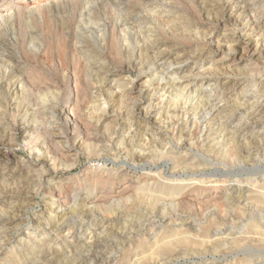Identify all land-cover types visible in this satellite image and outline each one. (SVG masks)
Masks as SVG:
<instances>
[{"label":"rangeland","instance_id":"rangeland-1","mask_svg":"<svg viewBox=\"0 0 264 264\" xmlns=\"http://www.w3.org/2000/svg\"><path fill=\"white\" fill-rule=\"evenodd\" d=\"M58 1L0 0V14L11 16L15 11L16 19L22 15L24 20L22 32L20 28L17 32L7 28L4 36L0 34V42L13 39L12 52L16 57L7 62L12 67L0 63V79L13 71L12 68H17L18 77L25 83L23 97L15 103H12L13 94L6 96L5 88H0V222H3L0 223V264H49L54 254L55 264H93L95 258L102 264H143L157 245L174 235L183 232L198 235L203 231L206 235L200 238V245L193 249H178L172 257H159L151 264H264V201L258 204L246 201L255 193L264 196V108L257 117L253 115L255 107L264 105V56L236 60L223 49L189 59L190 64H196L197 72L212 70L211 73L209 69L207 71L210 83L201 87L200 83L190 85L184 99H178L175 104L172 93L160 96L162 93L154 94L153 88L146 85L153 83L154 74L139 73L134 69L120 76L122 68L111 62L114 56L110 55L108 61L114 70L108 74L110 80L104 91H99L100 85L92 84L85 75L89 68L95 71L94 78L105 77L100 69L105 68L106 63L102 65L104 60L84 61V73L79 76L84 112L93 106L98 108L112 88L116 87V92L121 93L124 89L117 91V85L123 81H132L137 86L133 94L137 102L116 97L117 105L110 110L114 112L104 122L98 123L86 115L69 125L66 116L60 115L56 107L69 99L68 81L77 66L69 51L74 42L65 43L59 24L45 27L34 22L40 16L37 9ZM182 1L184 5L168 0L150 4L142 30L150 56L171 48L172 58L185 61L197 55L199 48L195 46L201 41L213 44L215 51L216 42L231 37L240 47H246L249 38L239 29L231 31L236 25L231 22L226 0H204L203 5ZM255 4L264 10V0H256ZM16 7L21 8L20 14ZM161 13L170 16L155 22L153 18H160ZM55 17L60 19L62 14L56 13ZM185 18L199 25L188 27L187 36L180 29L185 27L182 21ZM0 20L3 21L1 17ZM218 20L223 22L222 27L217 26ZM128 40L127 45L133 48L132 38ZM164 41H168L167 46L159 49L158 44ZM35 45H41L39 56L33 55ZM64 49L67 54H58ZM132 54L135 66H140L139 61L150 67L151 60L146 55ZM165 56L166 53L160 59ZM221 58L223 60L219 62ZM257 63L261 66L255 70ZM177 69V66L168 68L165 64L158 71L172 74ZM187 84V80H183L176 81L175 85L181 91ZM145 85L149 91L142 95L139 90ZM153 95H156L154 105L162 103L158 108L163 110L156 118L158 122L164 121V128L163 131L155 128L151 139L144 134L146 123H142L140 114L148 108ZM199 101L204 104L202 108L198 106ZM38 104H43L42 107L48 108L53 116L34 117L31 112L27 116L16 114L18 105L24 112L35 106L41 108ZM175 111L180 116L186 111L194 116L207 115L209 131L207 128V134L201 138L200 132L193 128V135L186 133L185 141H178L173 137ZM17 124L30 128L26 132H16ZM54 127H57L56 131ZM128 128L132 129V135H128ZM53 131L56 136L50 137ZM133 137L135 146L131 144L130 147L127 143ZM67 138L70 145L64 143ZM63 147L71 152H63ZM143 147L145 150L152 147L164 157L171 156L159 162L152 158L132 161L128 151L140 153ZM172 156L184 160L175 161L177 164L172 161ZM42 160L48 165L40 164ZM193 170L200 175L195 176ZM231 173L233 175L229 176ZM250 173L255 174L247 181L246 174ZM194 180L201 181L197 186L206 190L197 192ZM216 181H226V195L240 199L238 210L237 207L227 209L206 198L224 199V195L211 189L212 182ZM129 183L132 187L123 194L110 193L112 187L118 190ZM171 188L186 196L171 197L161 193ZM102 191L109 192L107 195L111 197L95 203L94 198ZM141 194L147 195L145 200L138 199ZM150 196L161 200L158 202ZM234 239L242 241L234 244ZM99 241L103 245L111 243L113 249H108L111 252L103 245L97 248ZM218 242L222 244L215 250L214 245ZM126 253L130 254L127 259ZM102 254L107 255L100 259Z\"/></svg>","mask_w":264,"mask_h":264},{"label":"bare ground","instance_id":"bare-ground-1","mask_svg":"<svg viewBox=\"0 0 264 264\" xmlns=\"http://www.w3.org/2000/svg\"><path fill=\"white\" fill-rule=\"evenodd\" d=\"M18 1L28 2L29 0H18ZM32 1H36V0H32ZM153 1H155L156 3H159V0H60L55 4L50 3L44 7H40L39 9H37V12L39 13L40 16L36 17V19H34V22L36 24L41 25V26H45V27H46V25L50 27L52 25L59 24L58 28H59L60 33L62 35H64L65 43L67 44L70 42H74L73 47L70 50L68 48V50L72 54V59H73L74 63L76 62L75 66L77 65L76 68L74 67L75 68V72L73 74L74 76L69 77V81H68L69 82V99L65 102L58 103V105L56 107L58 109L57 111H59L60 115L66 116V122L69 125L74 124L78 118L86 117V115H88V117L90 119L91 118L96 119V122H98V123L104 122V120H106L114 112V111L111 112L110 110H111V108H113L114 106L117 105L116 104L117 103L116 97H119V99L126 98L128 100H131L132 102L137 100L135 97H133V94L137 91L136 90L137 86L135 84H133L132 81H126V82L123 81L122 83L120 82L119 85H117V91H120V89H124L121 91V93L116 92V87H115V89L112 88L108 93L107 99L102 101V103L100 102V105L98 106V108H97V106H95V107L93 106V108L89 109L88 112H84V108L82 107V102L80 100V90H79V79H80L79 76L82 73H84L83 72L84 68H82V66H85L83 64L84 61L95 62V61L100 60L102 62L104 60L102 62V65H103V63L104 64L106 63L105 64L106 66H104L105 68L100 69L101 71L103 70L102 72H104L106 74V76L102 77L100 79L98 77H96V78L93 77V75L95 73L94 70L86 68L88 70V72L85 71V72H87L85 76H87L89 78L88 79L89 82H91L92 84L98 83L97 85H100L99 91H104V89L107 85V82L110 80L108 74L113 72V70H114L113 64H116L122 68L121 72L119 73L120 76H124L125 74L131 72L134 69L135 70L138 69L139 73L154 74L153 75L154 78L152 81L153 83L152 84H146V85H149L150 86L149 88H153L154 94L155 93H158V94L162 93V94H160V96H166V95H170L172 93V96H171L172 102H174V104H175V102H177L178 99H182V98L184 99V96H185L184 94L189 89L190 85H192L194 83H200L199 87H201L202 85L205 86V85H208L210 83V79H209L208 75H210L211 69L208 68L210 73L207 72L208 69H206V72L205 71L203 72L202 70H201L202 72H200V71L197 72L196 71L197 70L196 64H194V65L190 64L189 59H191L193 57H205L206 55H209V54L211 55L214 52L218 53V52L222 51L223 49H226L228 51V54L233 55V57L236 60L237 59L242 60L244 58H251L252 59L254 56H260V57L264 56V10H263V8L260 10V7L257 4H255L256 0H226V6H227V9L230 13L231 22L236 25V29L234 28V30L232 29L231 31L236 32L239 29L243 35H245L246 37L249 38V40H248L249 42L246 45V47H240L238 45L237 40L231 39L232 38L231 37V38H226V39L224 38L223 39L224 41L221 40V41H218V43L215 41L217 47L215 48V51H213V49H212V48H214L213 44L211 45V44H209V42L206 43V41L202 39L203 41H201L199 46L198 45L195 46V48H199V50L197 51V55L196 56L193 55L189 58H186L185 61H183L184 59L180 60L179 58H172L170 56L172 54L171 48H168V49L164 48L157 55L150 56L149 53L147 52V47L145 45L146 40L144 38V35L142 34V30H143V26L146 24L144 22L145 20H143V18L145 19L144 15L147 13L148 9L150 8V4ZM168 1H170L173 4H179V5L185 4L182 0H168ZM188 1L190 3H194V2L202 3L201 5H203V3H204V0H188ZM226 6H224V7H226ZM203 7H204V10H206V6H203ZM16 9H17L16 11L18 14H20V12H22L20 7H16ZM258 9L260 11L257 12L256 10H258ZM12 10L13 9H11V11ZM4 12H6V11H4ZM56 13L62 14V17L60 19H56V17H55ZM0 15H1L0 16L1 19L3 20V21L0 20V34L2 36L5 35L4 31H8L7 28L9 29V31L11 30V31H15V32H17V29H19V28H20V32H22L24 30V27L22 24L24 20H23L22 15L17 17V19L15 16V11H14L13 15H11L12 17L9 15H3V14H0ZM8 16H9V18L11 17V19H9ZM169 16H170L169 14L161 13L160 18L156 19V17H154L153 19L155 22H158V20L161 19V17H164L165 19H167V18H169ZM182 21L185 22V27L184 28L182 27L180 29H181V31H183L185 33L186 36L189 35V34H187L188 33L187 28L188 27H199V25H197L196 23L194 24L192 21H189L187 18L183 19ZM222 23L223 22L218 20L217 26L220 27ZM146 29L147 28L145 27V30ZM164 31L166 33L169 32L168 29H165ZM129 37L132 38L133 48H131L130 46L127 45V42L129 41L128 40ZM92 39L94 41H92ZM4 40L0 42V63L2 65L11 66L7 62L13 61L16 58L12 52V48L15 45V43L13 42V39L10 41H8V39L5 41ZM103 42L105 43L104 46L102 45ZM167 42L168 41H164L163 43L158 44L159 49L167 46L166 45ZM26 43H27V41L25 40V44ZM32 49H33L32 50L33 55L39 56V53L41 51V45H39V46L35 45V46H33ZM105 50H107V51H105ZM210 51H212V52H210ZM134 52H136V53L139 52V54L141 56L146 55L147 59L150 58V60H151V61H149V62H151L150 67H145L139 61H138V63L140 66H138V64H137V66H135L134 63H132V56H131V54L132 53L134 54ZM41 53H42V51H41ZM59 53H61L63 55L67 54L65 49H64V51L61 50V52H58V54ZM165 53H166V56L164 58L160 59L161 55H163ZM109 55H110V57L114 56L113 60H112V58H109L112 60V61L111 60L110 61L113 64H111L108 61ZM167 56H170V57L167 58ZM238 56H239V58H238ZM222 60H223V58H221L219 60V62H221ZM60 62H62V61L60 60ZM101 62H97V63H101ZM159 62H160V65L158 64ZM128 63H129V65H128ZM165 64L168 65V68H170L172 66H177L178 69L175 70L172 74H166V72L163 73L162 72L163 70L158 71V69H161L162 67H164ZM260 66L261 65L259 63H257L255 70H258L260 68ZM81 68H82V70L80 71ZM12 69H13V71L9 72L4 78L0 79V88L1 89H3V87L5 88L4 93H6V96L13 94L12 95L13 96L12 103L13 102L15 103L17 99H19V98L21 99L23 97V93H24L23 88L25 86L24 85L25 83H22L23 79H21L17 75L16 71H19V70L17 68H16V70L14 68H12ZM77 72L80 74L78 75ZM97 73L100 74L99 72H97ZM183 80H187L188 84L185 86L184 90L180 91L179 88H176L175 84H176V81H183ZM146 85L143 86V88H141V90H139V93H141L142 95H144V93H143L144 91H146V93L149 91L147 89ZM97 90H98V88H97ZM213 93L214 92H212V94ZM96 96H95V98H96ZM155 96L156 95L152 96V98L150 99L148 108H146L144 111H141V114H140L141 115L140 118L142 120V123H146L145 124L146 128H144L145 129L144 134L146 137L148 136L151 139L153 138V132L156 131L157 128L160 131H163V128H164L163 127L164 121L158 122V118H156V115H161V112H162L161 110H163V109L158 108V107L162 106V103H158V105H154L153 102H154ZM210 96H208V97H210ZM98 98H100V97H98ZM219 98H221V97H219ZM92 100H94V99H92ZM39 101H40V99H39ZM38 105H41V104H38ZM42 105H41V108L34 105L35 106L34 109L33 108L26 109L24 112L22 110V107L18 105V109L16 111V114L20 115L23 113V115L27 116L31 112V115L34 117H42L43 116V117L51 118L50 116L51 115L53 116V113L50 112L48 110V108L46 109V108L42 107ZM201 105H204V104L199 101L198 106H201ZM120 108H122V107H120ZM201 108H202V106H201ZM255 108H256V110H255V112H253V115H254V117H257L263 111L264 105L262 104L260 106L255 107ZM156 110L158 112H157V114H154V112ZM135 111H136V108H135ZM176 112L177 111H175L174 115L176 114ZM181 112H183V111H181ZM31 115H30V117H31ZM121 115L122 114H120V116ZM118 116H119V114H118ZM118 116L116 117L117 121L120 120ZM209 116H211V115H209ZM122 117H121V119H122ZM174 117H175L174 118L175 122H174V120H173V122L176 126L174 129H176V131L173 130V132H174L173 137L177 138L178 141H183L184 140V138H183L184 134H186V133H190V135H193V128L197 129L200 132L201 138L207 134V131L205 132V130L208 128V125H209V123L206 124L207 115L199 116V114L198 115L195 114V116H194V114H190V112L186 111V114L184 113V115H182V116L176 114V116H174ZM123 118H125V117H123ZM205 119H206V121H205ZM213 119H215V117ZM213 119H211L210 124H212L211 122ZM190 126H192V129ZM17 127H18V124H17ZM29 128H30L29 126H19L17 128L18 130L16 132H26V131H28ZM56 129H57V127L53 128L54 131H56ZM54 131L49 135L50 137L56 136L54 134ZM112 131H113V129H112ZM128 131H129V132H127L128 135H130V134L132 135V133H133L132 129L128 128ZM208 131H209V128H208ZM16 132H14V133H16ZM110 135H112V134H110ZM57 137H58V135H57ZM134 140H135V137L131 138L130 142H128V143L126 142V143L130 144L129 145L130 147H132V146L134 147L135 146L133 143ZM69 141L70 140L67 138L64 141V143L69 144L70 143ZM131 144H133V145L131 146ZM219 144H221V142ZM62 149H63V152H65V153L71 152L70 149H68V148L63 147ZM8 154L12 155V153H8ZM128 154L131 157L132 161H136L138 159H150V158H152V160L159 162V161L166 159L169 156H171V155H168L167 157H164L163 154H159L157 151H153L152 147H150L148 150L147 149L145 150L143 147L140 153H133L132 151H128ZM172 158H173V156H172ZM181 160H184V158L178 159V158L174 157L172 161L179 162ZM177 162H175V163H177ZM39 163L43 164L45 166L48 165V163L45 160H42ZM125 165H126V163H125ZM186 167L188 168V166H186ZM191 167H193V166H191ZM191 167H189V168H191ZM180 170H181V168H180ZM56 173H51V174L53 175ZM199 173H195V171L193 170V174L195 176H199L200 175ZM254 174L255 173L246 174L248 176L246 180L247 181H248V179L250 180L251 175L253 176ZM232 175H233L232 173L229 174V176H232ZM257 175H259V174H257ZM215 176H217V175H215ZM200 182L201 181H199V180H194V184H196V188L198 189L197 192L206 190L203 186H197V184ZM222 183H224V184H222ZM212 185H213V187L211 189L214 192L218 193L219 195H224V199H221V198L212 199L209 196H207L206 198H208L209 201L215 202L214 204H216V203L222 204L227 209H232V207H237L236 208L237 210L239 209V206L241 205L240 199L236 200L235 198H231L230 196L226 195V193L228 191L226 189V187L228 186L226 181H224V182H220V181L212 182ZM131 187H132V185L130 183L126 184L124 187H122L118 190H116L112 187L110 193L115 194V195L123 194V192H125V190H127ZM161 193L163 195H167V196H171V197L172 196L184 197V195L186 196L185 193L179 191L176 188H171L168 192H161ZM107 194L105 193V191L100 192V195H98L94 198L95 199L94 202L95 203L96 202H103L104 200H106V198L108 199L107 196L111 197L110 195H107ZM255 194H253L248 199H246L247 203L249 202V203H253V204L254 203L258 204V203H261L264 201V198H263L264 196L263 197L258 196L260 193H258L257 195H255ZM260 195H262V194H260ZM146 196L147 195L144 196L141 194V195H138L137 197L140 201H142V200H145ZM150 197L156 198V201H158V202L161 200L155 196H150ZM65 203L66 202H63L62 204H65ZM49 216H50V214H49ZM116 219L119 220L118 217ZM213 222H215V221L213 220ZM0 223L2 224L3 222L1 221ZM213 225L214 224H212V226ZM204 235H206L205 231H203L201 234H198V235H189L188 233H184V232L181 234H178V235H174V237H171L172 239L169 238L170 240H167L166 242H163L162 244L157 245V248L153 251V253L148 258H146V260L143 262V264H151L157 258L166 256V255H169L168 258H170L174 255V253L177 252L178 249H193L194 247L200 245V243H201L200 238L201 237L203 238ZM241 241H242L241 239L232 240V242L234 244H239ZM107 243L108 244L103 245L99 241L97 248L100 249L101 245H103V248L107 249V252L108 251L111 252V250H108V249L109 248L113 249L112 244L109 242H107ZM221 244L219 242L216 243L214 245V249L218 250L220 248ZM141 247L142 246H140L138 248V250H140ZM106 255L102 254L99 256V258L102 259V258L106 257ZM147 255H149V254H147ZM128 256H130V254L126 253L125 258L127 259ZM55 258L56 257L54 254V258L51 259L49 264H55ZM11 259H15V258L11 256ZM7 260H10V258ZM2 263H5V261ZM93 264H102V262L98 261V259L95 258L93 261Z\"/></svg>","mask_w":264,"mask_h":264}]
</instances>
